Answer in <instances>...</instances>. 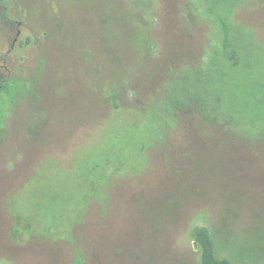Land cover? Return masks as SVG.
Instances as JSON below:
<instances>
[{"label":"rangeland","instance_id":"obj_1","mask_svg":"<svg viewBox=\"0 0 264 264\" xmlns=\"http://www.w3.org/2000/svg\"><path fill=\"white\" fill-rule=\"evenodd\" d=\"M215 1L0 4V264H264V0Z\"/></svg>","mask_w":264,"mask_h":264},{"label":"trees","instance_id":"obj_2","mask_svg":"<svg viewBox=\"0 0 264 264\" xmlns=\"http://www.w3.org/2000/svg\"><path fill=\"white\" fill-rule=\"evenodd\" d=\"M212 3L214 6L217 7L222 6L218 4L217 1L215 0H213ZM0 4L5 8L6 16L8 17L7 3L5 2V0H0ZM222 25H223V33L225 37L223 42V48H225V50H219L218 53H216V56L222 54L231 55L232 53H234L233 50L230 49V46L232 45L233 47L235 41L232 37L231 29L229 25L226 24L225 22H222ZM216 68L217 65L209 61L208 65L206 63L205 65L200 66L199 68H195L196 70L189 72L186 71L182 73L180 76L183 77L179 78V84L177 85L176 89L172 91L170 90L169 93L175 92V94L177 95L176 96L177 104L184 105V103L186 102H193V105L195 104L196 107L203 109L207 112H209L207 108L211 109V113L213 111H216V113H218L219 116L212 117L211 119H217V120L219 119L220 121L225 120L226 123L231 124L230 122H233L235 118L234 111L229 108L228 109L225 108L223 110L221 106L218 105V92L216 88L212 86L209 87V85L207 84L210 79V75L213 73V70H215ZM209 71L211 73L210 75H208ZM168 96L170 97L171 95L168 94ZM227 119L232 121H227ZM234 123H236V121ZM236 124L237 127L239 126L242 127L238 122ZM250 129L252 130V128ZM194 238L201 248L203 264H231L229 260H219L216 257L214 243L207 229L205 228L196 229L194 232ZM81 261L83 262V260Z\"/></svg>","mask_w":264,"mask_h":264}]
</instances>
